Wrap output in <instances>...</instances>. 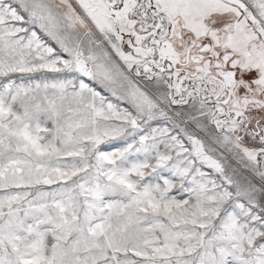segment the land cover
<instances>
[{
	"label": "snow or ice",
	"instance_id": "1",
	"mask_svg": "<svg viewBox=\"0 0 264 264\" xmlns=\"http://www.w3.org/2000/svg\"><path fill=\"white\" fill-rule=\"evenodd\" d=\"M0 264H264V0H0Z\"/></svg>",
	"mask_w": 264,
	"mask_h": 264
},
{
	"label": "rangeland",
	"instance_id": "2",
	"mask_svg": "<svg viewBox=\"0 0 264 264\" xmlns=\"http://www.w3.org/2000/svg\"><path fill=\"white\" fill-rule=\"evenodd\" d=\"M102 147H103L105 150H111L110 146L103 145Z\"/></svg>",
	"mask_w": 264,
	"mask_h": 264
}]
</instances>
